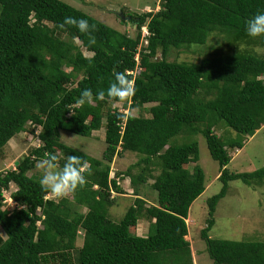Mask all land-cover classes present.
<instances>
[{"label": "trees", "instance_id": "1", "mask_svg": "<svg viewBox=\"0 0 264 264\" xmlns=\"http://www.w3.org/2000/svg\"><path fill=\"white\" fill-rule=\"evenodd\" d=\"M262 11L264 0H160L156 12L121 10L120 22L135 28L130 37L61 0H0V160L21 133L37 139L13 169L0 174V227L6 235H0V264H195L186 220L206 189L191 139L199 134L219 165L222 184L207 202L200 232L208 256L213 264H264V242L208 235L230 182H264V167L252 173L227 169L228 149H241L244 137L264 126V56L234 49L206 54L197 63L170 60L174 52L204 46L213 32L236 45L264 49V36L246 32V21ZM68 18L87 19L95 27L81 33ZM116 72L125 73L135 89L123 101L106 94ZM85 89L94 99L80 105ZM101 90L105 96L96 98ZM145 105H151L147 117L119 109ZM220 124L236 137L224 142L214 133ZM103 126L101 159L60 141V131L91 137ZM182 135L184 143L174 144ZM49 153L60 166L72 155L81 166L87 163L86 185L51 199L40 178L29 175ZM126 153L138 159L115 175L129 179L135 198L114 222L108 214L111 194L123 190L110 179L111 164ZM149 181L156 193L151 205L141 196ZM12 185L14 206L3 208L4 191ZM144 219L148 232L139 236L131 228Z\"/></svg>", "mask_w": 264, "mask_h": 264}, {"label": "rangeland", "instance_id": "2", "mask_svg": "<svg viewBox=\"0 0 264 264\" xmlns=\"http://www.w3.org/2000/svg\"><path fill=\"white\" fill-rule=\"evenodd\" d=\"M68 5L80 9L91 17L109 25L121 32L127 33L130 37L135 36V28L130 23H121L118 15L121 16V10L126 14H141L142 12L157 11L160 0H61ZM128 18V17H125ZM128 20V19H127ZM146 35L145 29L142 30ZM234 49L241 52L255 53L264 56V49L260 46L236 45L224 33L213 32L209 35L207 43L204 46L192 45L172 53L170 60L176 58L179 62H199L204 55L217 52H232ZM85 55H90L84 51ZM151 105H145L142 108H131L127 113L133 116L147 117L148 109ZM120 110L124 113V109ZM103 125L105 120L103 119ZM214 133L224 142H228L236 137V134L223 125L214 129ZM104 126L100 131L94 132L91 137H81L60 131V141L72 148H75L93 158L101 159L104 149ZM191 139L195 140L198 145V165L204 172L205 191L192 203L187 218L188 236L191 249L194 252L195 264H213L207 253V244L200 237V232L205 228L207 216V202L210 198L217 195L222 184L216 178L219 173V165L209 155L205 138L202 135H195ZM185 137L178 136L173 139V143L181 145ZM11 144L5 147V160H0V174L13 169L15 162L22 155L29 153L31 148L37 144V139L28 134L26 131L11 140ZM230 158L227 169L231 173H252L264 167V129L260 130L253 137H244L241 149H228ZM138 159V156L132 153L123 154L114 158L111 164V170L124 172L128 166ZM193 164L188 166L192 169ZM40 178V170L36 168L29 173ZM112 176V175H111ZM120 188L123 193L117 195L112 193L114 204L108 210L109 217L118 222L124 216L128 207L133 204L135 196L133 188L128 178L120 176ZM152 181L147 183L146 190L141 191V196L147 202V205L156 203V193L150 189ZM11 186L8 191H4V206L8 202L9 195L15 190ZM69 197V195L67 196ZM51 199L59 200L53 195ZM49 198V199H50ZM14 206V203H13ZM11 208V206L9 205ZM214 225L208 235L211 239L228 240V241H258L264 242V182L262 185H246L241 180L229 183L228 190L215 209L213 215ZM149 222L139 220L136 228H131L135 234L146 236ZM0 235L6 239V235L0 227ZM82 236L79 235L77 245L82 244Z\"/></svg>", "mask_w": 264, "mask_h": 264}, {"label": "clouds", "instance_id": "3", "mask_svg": "<svg viewBox=\"0 0 264 264\" xmlns=\"http://www.w3.org/2000/svg\"><path fill=\"white\" fill-rule=\"evenodd\" d=\"M66 23L75 25L81 33H88L94 25H90L87 19L68 18ZM246 32L250 37L264 36V11L255 14L246 21ZM133 83L127 78L125 73L116 72L114 80L110 83L106 90V94L110 98H116L120 101L134 94ZM105 91L101 90L96 94V98H103ZM94 99V94L91 89H85L81 92L78 104H91ZM127 114V111L124 112ZM40 170L39 183L43 190L51 193L55 198H66L69 194L74 193L78 188H82L87 183L85 171L88 169V164L84 163L81 166V161L77 156H69L67 161L60 166L57 163V156L47 154L46 158L40 160L37 164ZM111 175V173H110ZM117 176L110 177L114 179ZM120 178V177H117Z\"/></svg>", "mask_w": 264, "mask_h": 264}, {"label": "built area", "instance_id": "4", "mask_svg": "<svg viewBox=\"0 0 264 264\" xmlns=\"http://www.w3.org/2000/svg\"><path fill=\"white\" fill-rule=\"evenodd\" d=\"M111 175H112V174H111ZM111 175H110V177H113V175H112V176H111ZM114 180L116 181V183H117L118 186L121 185V184H120V181H119V178L115 177ZM7 204L10 205L11 207H13V202H12V200L10 199V197H9V199H8Z\"/></svg>", "mask_w": 264, "mask_h": 264}, {"label": "crops", "instance_id": "5", "mask_svg": "<svg viewBox=\"0 0 264 264\" xmlns=\"http://www.w3.org/2000/svg\"><path fill=\"white\" fill-rule=\"evenodd\" d=\"M262 129H264V126H262L260 130H262ZM260 130L256 131L254 135H256V133L259 132ZM254 135H253V136H254ZM253 136H252V137H253ZM231 160H232V157H231ZM113 172H114V171H112L111 174L114 176L115 174H114ZM115 176H116V175H115ZM218 176H219V173H218ZM218 176L216 177L217 179H218ZM186 238H187V237H186ZM186 240H187V239H186ZM187 241H188V240H187ZM189 242H190V241H189ZM191 253H192V256H193V260H194V256H195V255H194V252H193L192 249H191Z\"/></svg>", "mask_w": 264, "mask_h": 264}, {"label": "water", "instance_id": "6", "mask_svg": "<svg viewBox=\"0 0 264 264\" xmlns=\"http://www.w3.org/2000/svg\"><path fill=\"white\" fill-rule=\"evenodd\" d=\"M121 16H122V15H121ZM122 17H123V16H122ZM124 19H130V18H129V17H128V18H125V17H124ZM15 165H17V162H15Z\"/></svg>", "mask_w": 264, "mask_h": 264}, {"label": "bare ground", "instance_id": "7", "mask_svg": "<svg viewBox=\"0 0 264 264\" xmlns=\"http://www.w3.org/2000/svg\"><path fill=\"white\" fill-rule=\"evenodd\" d=\"M186 222H188V221L186 220Z\"/></svg>", "mask_w": 264, "mask_h": 264}]
</instances>
